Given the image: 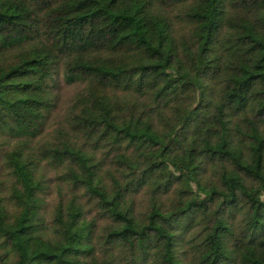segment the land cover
Instances as JSON below:
<instances>
[{"label": "trees", "instance_id": "16d2710c", "mask_svg": "<svg viewBox=\"0 0 264 264\" xmlns=\"http://www.w3.org/2000/svg\"><path fill=\"white\" fill-rule=\"evenodd\" d=\"M0 264H264V0H0Z\"/></svg>", "mask_w": 264, "mask_h": 264}, {"label": "rangeland", "instance_id": "374dc122", "mask_svg": "<svg viewBox=\"0 0 264 264\" xmlns=\"http://www.w3.org/2000/svg\"><path fill=\"white\" fill-rule=\"evenodd\" d=\"M77 87V85H73V84H61V91H60V95H61V104L66 103V101L68 100V98L72 95L73 91L75 90V88ZM51 127V126H49ZM53 184V183H52ZM54 186V185H53ZM49 195L52 196L55 194V190L54 188L49 189Z\"/></svg>", "mask_w": 264, "mask_h": 264}]
</instances>
